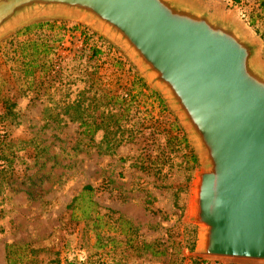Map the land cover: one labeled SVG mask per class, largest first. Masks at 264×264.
Masks as SVG:
<instances>
[{
    "label": "rangeland",
    "instance_id": "rangeland-1",
    "mask_svg": "<svg viewBox=\"0 0 264 264\" xmlns=\"http://www.w3.org/2000/svg\"><path fill=\"white\" fill-rule=\"evenodd\" d=\"M200 1L234 17L264 64V0ZM33 41L48 51L31 56ZM200 168L161 93L94 25L42 16L0 36V264H264L196 252Z\"/></svg>",
    "mask_w": 264,
    "mask_h": 264
},
{
    "label": "water",
    "instance_id": "water-1",
    "mask_svg": "<svg viewBox=\"0 0 264 264\" xmlns=\"http://www.w3.org/2000/svg\"><path fill=\"white\" fill-rule=\"evenodd\" d=\"M55 15L113 39L177 116L201 164L196 252L264 261V64L253 38L200 0H0V36Z\"/></svg>",
    "mask_w": 264,
    "mask_h": 264
},
{
    "label": "trees",
    "instance_id": "trees-1",
    "mask_svg": "<svg viewBox=\"0 0 264 264\" xmlns=\"http://www.w3.org/2000/svg\"><path fill=\"white\" fill-rule=\"evenodd\" d=\"M261 6H264V1H262L261 2ZM28 44V46L29 47H31V49H32V53H31V56L32 55H35V54H37V53H34V52H37V50H38V48L39 47H41L42 48V51L44 52V53H46L47 51H48V47L44 44V43H38V42H36V41H33V42H29V43H27ZM27 44H26V46H27ZM29 65H32V64H29ZM28 74H30V73H28ZM66 109H69V106H68V108H66ZM74 110H78V118H82V115H83V113L86 111V109H82L81 110V106H80V112H79V107L78 106H74ZM73 110V111H74ZM68 115V117L70 118V120H72L73 118H72V114L70 113V114H67ZM82 124H83V122H82ZM100 128H103L104 129V131L107 133V134H110V135H115V133L116 134H120L123 130H122V124H120V122L119 121H115L114 123H113V125H112V128H114L115 129V133L114 132H108V127L107 126H104V127H102L100 124H96V128L93 130V131H91V133H94L96 130H98V129H100ZM115 141V147H118L122 142H123V140H122V138H121V136H120V138H117V139H115L114 140ZM191 159L195 162L196 161V158H195V156L192 154L191 155ZM85 189H90V188H88V187H86ZM86 201V202H85ZM91 200H83V204L86 206V207H84L83 209H82V213H83V215H84V218H87L88 217V215H89V211H90V209H91V207L92 206H95V203H93V202H90ZM12 264H13V262H12Z\"/></svg>",
    "mask_w": 264,
    "mask_h": 264
},
{
    "label": "built area",
    "instance_id": "built-area-1",
    "mask_svg": "<svg viewBox=\"0 0 264 264\" xmlns=\"http://www.w3.org/2000/svg\"><path fill=\"white\" fill-rule=\"evenodd\" d=\"M203 264H217V263H215V262H208V261H204V263Z\"/></svg>",
    "mask_w": 264,
    "mask_h": 264
}]
</instances>
